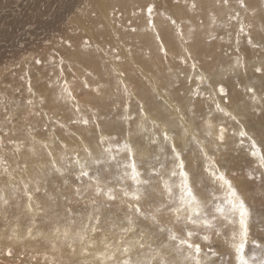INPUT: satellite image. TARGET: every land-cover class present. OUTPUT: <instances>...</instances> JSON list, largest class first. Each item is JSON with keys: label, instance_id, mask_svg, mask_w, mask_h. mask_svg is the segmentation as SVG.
Instances as JSON below:
<instances>
[{"label": "rangeland", "instance_id": "374dc122", "mask_svg": "<svg viewBox=\"0 0 264 264\" xmlns=\"http://www.w3.org/2000/svg\"><path fill=\"white\" fill-rule=\"evenodd\" d=\"M12 1L14 2L15 5L13 4V2L11 3L10 1L12 5L11 6L9 1H5L6 3L7 2L8 3L6 4V6L5 4L1 5V10L3 7H4L3 10H5L8 9L9 5L11 6L10 8H13L18 4L17 0H12ZM1 18L4 17L0 16V19ZM170 21H172L173 23V19L170 18ZM227 25L229 26L227 27ZM241 26L245 27V33L250 34V38L253 40L254 43L264 45V41H263L264 34L262 32H255L253 35V33L251 32L252 27L250 25H247V23H245L244 20L242 21L239 19L238 22L236 18L231 19V21L229 20L227 21L226 19H224L223 21L217 23L215 29L212 30L213 33H210L207 39H205V41L202 43L203 45H200L198 47L196 44L195 45L193 44V38L195 37L189 36L186 33H184L182 31L183 30L182 27L179 28L180 29L179 32L183 34V35L179 34L181 36L180 37L182 41L181 44L179 39L178 40L176 38L172 39L173 36H175L176 34L171 31L172 33L170 32V40H174L177 44H179L178 49L180 48V51L182 50V52L179 51L177 55H174L175 61L179 62L180 68L184 66L183 67L184 69L183 68H181L183 70H181L180 68L178 70L170 69L169 63L172 62L170 58L171 57L170 53L174 54L173 52L174 49L171 50V46H170L171 52L168 51L169 49H167L168 47L166 42L164 43L163 39H159V43H160L159 45L163 44L165 46H163V51L160 48V54L158 58H156L155 60L162 62L163 61L162 59H164V63L168 64V66L166 67V65L162 62L161 63L162 65L161 64L158 65V68L159 67L160 68L154 70L156 72L151 71L150 68H148L147 71H145L143 68L135 69L136 75L138 76L143 75L140 77H144V78L151 77L146 74L147 73H150L151 75L153 74L152 82H148V80L147 81L145 80L146 84L151 83L153 86L151 85L152 88H148L144 82L143 84L145 85L139 86L138 91H132L134 92V95L127 96V94L125 95V93H123L124 87L127 86V89L130 88L129 90H132L133 87L132 86L129 87L130 80L127 79L128 77H124L122 75L123 74L122 71L114 70L113 73L110 74L111 76L107 77L108 73L105 72L103 73L102 71L97 72L92 67L88 66L87 64L86 67L82 63V67L85 68L81 78L84 81L87 80L86 81L87 86L84 88L83 87L80 88V92L77 95V99L79 97L78 104L74 103L72 104V106L70 105V107H67L66 112L63 111L64 109H62V111L61 109L53 110L55 109L54 108L55 106L54 107L49 106L46 102H45L46 104L45 103L42 104V106H44L45 109L40 113L39 112L33 113V109L29 108V111L24 117L25 121L29 116L33 118L34 117L33 115H35L37 119L41 120L42 119L41 115H43V117H46V115L56 112V116L53 121L47 123V121L43 119L41 122H39V124L32 125L30 128H26V124H24L23 122L21 123L18 122L17 120L15 121V123L20 124L21 127L20 129L21 131L17 135L19 136L18 138L25 139V144L23 145L21 143L18 144L20 145L19 150L23 151V146L24 148L25 147L27 148L29 147V145H32L33 144L32 141H34V138L35 141L36 139L39 140L40 144L43 141L40 146L35 145L38 144V141L37 143H34V145L38 147L39 149L38 152L40 151L39 154L42 157V159L38 161H36L37 160L36 159L35 160L36 162L32 163L33 165L32 167L34 171L32 174L28 176L24 177L23 175V168H24L23 166L25 165H22L21 163H17L13 161V159L9 158V156L18 155L17 153L19 152V151L18 152L15 151V148L18 145H14L13 143L15 142H13L12 140H8V138L6 139V137H9V139H11L9 136V134H11L9 131L10 128L9 127H5L6 129L0 128V137H1L0 140L4 142L3 147L0 148V157L4 158V160L6 161V166L8 168V172L5 173V171L3 170L4 167L0 166V176L1 174L8 175L10 173V176H12L10 179L17 181L14 182V184L13 183L10 184L9 181H7L6 184L0 182V202H1L0 203V233H1L0 238L1 237L4 238V235L6 237V231H10V234L12 235L15 232V235H13L12 237L18 236L19 233L22 232V234L25 235L26 237L34 239L35 243L37 242L36 243L37 246L33 245L35 251L38 252L44 251L43 253H45L44 254L45 256L52 255L55 252L58 253L56 255H61V253L64 254L63 247H67V241L65 243L63 235L58 236L56 234L55 229L59 228L61 233L64 231L65 228H68L72 232H76V231H80L84 226H87L89 224L87 217L88 215L92 214L94 211L93 199L95 198L97 200V203L102 206L103 224L101 231L97 233V246L98 247L101 246L99 249L102 250L103 245L99 243L102 237L107 236L108 242L115 244L119 241L120 236L123 234L121 232V228L127 226L126 221L124 220V215L126 211V205L124 201L129 200L132 194L140 195L143 198L142 203L144 204L145 208H148V207H154L157 204H159L161 200L160 194L163 193L164 194L163 200L169 205V207H165L163 209L164 211L163 215L157 214L160 220V226L172 227L170 217H174L177 215V213L175 212V209L177 207H181V212L178 213V215L181 216V224H182L184 216L191 213L187 206L180 205L181 192L179 185L181 182V177L178 174V170L176 176L171 175L172 171L174 170L172 163L171 145L174 143L177 145L178 149L183 150L181 155L182 158L185 160L187 166L186 170H188L190 173V179L193 173L195 174L196 182H195L194 191L197 194V200L199 204L198 211L200 212V216L199 217L193 216V218L201 221L200 224L195 226L197 228L198 236H202L204 234L213 235V233L215 232L224 234L221 235L220 237L213 236V240H214L213 247L219 252H225L226 250L230 249V245L232 243L233 232L230 230V225L228 223L231 217L227 215H221L217 211V207L224 208L225 213L227 214V210L229 208L227 202V198H228L227 186L224 185L223 182L212 178L209 172L205 171V169H207V165L209 162H217V168L219 169V172H223L226 176V179H228L233 184V186L238 190V192L242 194L251 212L250 238H249V244L246 247L245 258L250 261V264H261V261H264V178H262V173H264V168L260 166L259 157L253 158L251 156L250 141H248L247 139L241 140L238 135L234 136L232 135V133L233 132L238 133L239 129L243 127L246 129V131L249 133L250 136L256 139L258 146L264 144V84L261 83L262 78L259 77L258 74L253 71L255 67L264 64L263 63L264 51H262L260 48H253L248 44L249 35H239V28ZM248 26L251 27V29ZM238 35L240 38V43L237 46L236 39ZM45 36H46L45 34L39 32L28 34L27 37H31L28 40L30 39L37 40L38 38L39 39L37 40V42L32 44V46L34 45L33 46L34 48L32 47L31 49H29L30 50V51L28 50L29 52L26 50L28 53H26L24 57H27V55L40 56L39 48L37 47L41 46L42 48H45L43 50L45 51V53L51 52L52 55L54 54V56L58 57L59 59L67 60L69 54L64 53L61 50V48L59 47L52 48L53 50L52 51L47 47V45L50 44V41L53 42L56 39L57 43L58 44L61 43V45H63L65 42L67 43L68 41V43L65 44L66 46L68 45L67 47L71 48L72 46H70L71 45L70 43H71V39L73 40V37L68 34L65 36L64 34L62 35L59 33V37L57 35L56 36L53 35L52 37H49L48 40L47 38H45ZM67 37L69 38V40ZM211 44H220L225 47L229 46L230 48L229 47L228 48L232 51L230 54L233 55L234 53H238L237 59L241 60L239 61L242 65L241 66L242 68L239 67L240 68L239 69L238 67H236L237 60H235L236 62H232L228 58L222 57L220 60L221 63H219L218 60L215 59L214 56L215 54L213 51L207 52L206 50H202L204 46H208ZM183 46L185 47L182 48ZM187 46L189 48H187ZM190 47L192 51L191 53H190ZM246 48L248 50L250 49L249 51H251L252 53H256V55H251L250 60H248V57L245 56L248 62H244L245 60L241 55L242 51ZM57 49L58 51L55 52V50ZM71 49L73 50L74 48ZM165 51L167 52V56L164 55ZM58 53H61V55ZM116 53L118 54L119 52L117 51ZM240 55L242 59L241 57H239ZM113 56H115V54H113ZM14 57L17 58L16 55H13L8 52L2 53L0 55V64L2 63L0 65L1 67L0 72L5 71L6 73L11 70L9 72L11 73V72H15V69L17 68V70H20L21 72L24 73L23 77L22 75L16 76V78H14V81L12 79V81L8 80L6 82L4 81L5 80L4 78L3 81L5 83L3 84V86L1 84L2 86L0 87L1 89L4 88L5 90L4 85H6V88L8 89H6L5 91L3 90L4 93H1L0 90V98L1 100L3 99L2 101L0 100V104H1L0 122H2L1 119H4L3 116H5L6 113L5 110L10 111V107H12L13 104V99L15 100L16 98L17 100H22V102L30 101V103H32L30 99L31 97H33V94L29 91V88L32 89V86H34L35 78L37 80L38 79L40 80V77H38L39 76L38 74H42L41 73L42 70L40 68L45 69L44 68L46 67L45 64H47V67L50 68L49 67L50 63L48 64V62H51L50 59L42 60L43 62L46 61V63L44 62V64L39 59V61L41 62L40 63L41 67L39 63H35L33 67L36 65L35 66L36 73L34 74V76L30 77L27 74L29 73L27 72L28 69L25 71V68L23 67V61H22L23 59L19 58V60L21 61H19L18 59L17 61L16 60L14 61ZM132 57L133 56L130 54L128 58L133 59ZM222 59L224 60L222 61ZM187 60L190 61L189 62L190 64L188 63ZM251 60H253L254 62L258 61L261 64L259 63L258 65L252 66L253 63ZM181 61H183V63ZM69 62L70 64L68 66L70 65L71 66L70 69L67 66L66 71L68 73L71 72L70 74L72 75L73 73L74 74L77 73V72L75 73V70L77 71V69L79 72V68L76 69V67L78 66H76L75 62L73 60ZM180 62L182 63V65L180 64ZM199 63H200L199 66L201 67L203 66L202 67L203 69L198 66ZM222 63L223 64L225 63L227 67H229L230 65L231 66L229 67L230 68L229 70L226 69V74L223 73L222 75L219 76L220 67L225 66L222 65ZM3 64L5 66H2ZM184 64L186 65V67ZM193 64H196L197 68H195V70L192 69L191 65ZM162 66L163 68H165V70L162 68ZM175 66H173V68H175ZM217 68L219 69L217 70ZM191 70H193V72L195 71L194 75H196L195 73H197L196 77L198 79L200 76H202L201 74H203V76L206 79H204L203 82H201L200 80H199L200 82L197 80L198 83L195 82V80H193L192 78L190 79V77H192L190 75ZM91 71H93L94 73H91ZM197 71L198 72L201 71V73L200 72L198 73ZM182 72H184V75L187 78L183 75ZM244 72L246 77L244 76ZM176 73H179L180 75ZM102 74L105 75L103 76ZM156 74H158L159 76ZM166 77L169 79V81H167L168 79ZM213 77L215 79H218L216 81L219 82L214 81ZM30 78L32 79L33 82L29 80ZM76 78L74 77L72 78L73 80L70 81L69 87H67L70 88L67 89L68 91L72 89L73 84L76 82V81L74 82ZM90 78H91V83H90ZM185 78L187 79V82ZM96 79H99L100 81H102L101 79H103L102 81L103 83L105 81L107 82V80L109 79L108 81L110 83L113 82L112 83L113 89H116L118 86V88L116 89L118 91L115 90V93L117 94L113 92L112 95H108V96L103 95L102 96L103 99L99 103L100 100L97 99L98 100L97 101L95 99L98 94L99 95L103 94V88L101 87L100 83L99 84L97 83ZM19 81H20V85L18 84ZM12 82L15 84H13ZM209 85H212V87H209ZM220 85H223L228 92L227 104L224 103V98H221L218 92L216 91V89ZM11 86L14 89H12ZM141 87L142 89H139ZM248 87H253L254 93L248 92L246 90ZM97 88H99V92L96 91ZM212 88L213 90H210ZM21 89L25 92V96L22 99H20L19 97L20 93L23 92ZM145 89L148 91H145ZM149 89L153 91L154 95L150 93ZM38 90L39 89H36L35 91ZM196 90L200 91L201 97L194 96ZM6 91H7V95H6ZM184 92H186L185 95ZM147 94L149 99L147 98ZM151 95H153V97ZM115 96L118 97L116 98ZM155 97L156 99H154ZM114 98H116V100ZM10 100L12 101V104ZM58 100L60 102V99L57 98V102ZM121 101L125 102L124 106L128 108V112H125L122 107H117V105L121 104ZM146 101H148L147 102L148 104H146ZM149 101L151 103H149ZM193 101L195 106L194 111H189L188 109H190L193 106ZM213 101L219 103L221 108L224 109L225 112L231 113L233 116H236L237 119L240 121V124L237 125L229 116H226L224 115L223 112L218 111ZM204 102H206V104ZM140 104H144L148 116H150L151 118L154 116L152 118L154 122H150L149 126L147 125V128L145 130L143 128L138 127L137 123H133L130 120L125 121L124 119V117L128 115L129 112L132 113L131 115L133 117L137 116V111L139 109L138 106ZM172 105L174 106L175 111L173 110ZM200 105L202 109L200 108ZM203 105H205L206 107H208L209 105V107L206 108ZM96 106L99 108L98 113L95 111L92 112L91 110L92 107H96ZM109 106L111 109L109 108ZM83 107L88 108V110L82 111ZM167 107L168 109L170 108L175 114H172L171 113L172 111H170V115H169L170 109L168 110ZM77 108L81 112L76 111ZM153 109L155 110L152 111ZM166 109L168 111H166ZM176 109H179V111H177ZM163 112H168V116L166 117L165 115H163ZM19 113L22 115L23 110L20 109ZM93 114H98L99 116L105 118L99 121L101 127L103 128L106 138V143L104 145H98V139L101 133L100 131H98L97 133L98 129L95 127L93 123H90L89 125L86 126L82 122H79L81 118L91 120L93 118ZM21 117L22 116H20V118ZM64 117L65 119L67 117V119L65 120ZM36 118L34 119L36 120ZM182 122H184L185 124ZM209 124L212 125L211 138L208 135V132L210 130L208 127ZM221 124H223L228 129V133L226 135V141L223 145H220L218 141L214 140V137L218 135L219 126ZM61 125H64V127H61ZM156 125H159L160 128H157ZM167 127H168L167 129L168 134L170 137H173V139L165 143L163 141V135L160 129ZM135 130L138 132H136ZM38 131H40V133ZM32 132L33 134H31ZM1 134L3 135V137ZM61 134L62 136L60 137ZM81 134L83 136L80 137ZM108 134H111V136H109ZM132 135H134V137ZM154 140L156 141V143L152 142ZM68 141L73 142L72 144H76L77 141V143L82 146L81 152L71 151L72 150L71 144ZM126 142L130 146H133L136 149L135 158L138 164V171L140 172V176L138 177L140 183H135L131 180V169L125 166L128 163V160L126 158V153L119 150L123 147L124 143ZM7 144L9 148L6 146ZM45 144H48L47 148L43 147V145ZM85 147L89 148V150L93 152L94 156H100L102 162L93 163L89 159L87 154L83 152L84 151L83 149ZM107 147H110L112 149V155L116 157L115 161L109 160L107 158V155L101 156L102 148H107ZM49 152L53 154L52 156H50L51 158L48 157ZM261 154H264V149H262ZM77 157L80 159L81 163L85 164V169L89 172L88 177L77 179V176L79 175L80 172L79 166L75 164V159ZM54 161H55V167H53ZM20 166L22 169L20 168ZM57 168L60 169V171H56ZM219 172L217 173V175H219ZM145 181H150V182L145 183ZM165 182H167L169 188L171 189V197L168 196V189H166L164 186ZM25 185H27V188L29 189V194L33 196V200L31 201L32 204L31 211L27 209V205L29 201L27 200V196L24 194L23 189H25L24 187ZM37 188L39 189V191H37ZM97 190L99 191V196H97ZM10 191L11 192L13 191V193H11ZM109 191H112V193L116 195L117 199L115 202H109L107 200L106 194ZM124 191H127L129 193V196L127 198H123ZM204 220L210 221L211 227L205 225L203 223ZM139 223L141 226L145 227L146 231L150 233H155L154 236L149 235L145 238L144 242L146 245V250L149 252L155 250L162 252V254H166L165 250L162 249L161 242L164 243L168 242L166 239L167 233L161 234L158 232V230L155 227H151L150 225H144L143 221H140ZM113 225H115V227H113ZM29 231H31V236H29ZM89 235H91L90 232ZM9 236L10 235H8V237ZM125 238L128 240H135L139 238V235L129 233L125 235ZM57 240L59 241V243H57ZM236 242H238V238ZM255 244H258L259 247L254 246ZM78 246L79 245L77 244L76 247ZM60 249L63 251H61ZM34 254L38 256L36 252H34ZM253 257L255 259H253ZM134 258H135V253H134ZM168 258L172 259V257L170 256ZM226 258L230 259V257H226ZM54 259H52V261Z\"/></svg>", "mask_w": 264, "mask_h": 264}, {"label": "bare ground", "instance_id": "6f19581e", "mask_svg": "<svg viewBox=\"0 0 264 264\" xmlns=\"http://www.w3.org/2000/svg\"><path fill=\"white\" fill-rule=\"evenodd\" d=\"M5 1H9V3H10V1H11V3L13 2L12 0H0V16L4 17V18L0 19V55L2 53L8 52V53H11V54L17 56V58L14 57V61L15 60L17 61V59L19 60V58H22L23 59L22 60L23 61V67L25 68V71L28 69L27 72H29V73H27V74L30 77L34 76V74L36 73V70H35L36 65L34 67H33V65L36 63L37 60H39V59L41 61L42 60H48V59L51 60V62H48V64L50 63L49 64L50 68L47 67V64H45L46 65V67H44L45 69L40 68L42 70V72H41L42 74H38L39 75L38 77H40V80L39 79L37 80L35 78V84H34V86H32V89L30 91L33 94V97H31V99H30L32 101V103H30V101H25V102L23 101L22 102V100H17L15 98V100L13 99V104H12V101L10 100L12 107H10V111L5 110L6 113H5V116H3L4 119H1L2 122H0V128H5V127L10 128L9 131L11 134H9V136L11 139H9V137H6V139L8 138V140H12L13 142H15V143H13L14 145H18L20 143L22 145L25 144V139L24 138L19 139L18 138L19 136H17L18 133L21 131L20 130L21 127H20V124L15 123L16 120L18 122H21V123L23 122L24 124H26V128H30L32 125L39 124V122H41L43 119L46 120L47 123L50 121H53L55 116H56V112L50 113V114L46 115V117H43V115H41L42 119L40 120V119H37L35 115H33L34 116L33 118H31L29 116L30 118L28 117L27 120L25 121L24 117L26 116L27 112L29 111V108L33 109V113H37V112L40 113L41 111H44L45 108H44V106H42V104L46 102L49 106H53V107L55 106L54 107L55 109H53V110H56V109L60 110L61 109V111H62V109H64L63 111L66 112L67 107H70V105L72 106V104H74V103H76V104L79 103V101H78L79 97L77 99V95L80 92V88L86 87L85 84L87 85V83H86L87 80L84 81L81 78L82 73H83L84 68H85V67L84 68L82 67V63L85 66L87 64L88 66L95 69L97 72L102 71L103 73L104 72L108 73L107 77L111 76L110 74L113 73L114 70L122 71L123 72L122 75L124 77H128L127 79L130 80L129 81V87L130 86L133 87L132 90H129L130 88L128 89L127 96H129V95H134V92H132V91H138L139 86H144L146 84L145 80L146 81L148 80V82H152V80H153V78H152L153 74L152 75L150 73L146 74V75H149L151 77H145V78L140 77L143 75H139V76L136 75L135 69L143 68L145 71H147V69L150 68L151 71H154L158 68L159 64H161L162 62L164 63V59H162L163 60L162 62L155 60L156 58H158V56L160 54L159 39H163L164 43L166 42L167 47H168L167 49H169L168 51H170V46H171V50L174 49V51H173L174 54L170 53L171 54L170 58L172 61L171 63H169L170 69H174V70L177 69L178 70L180 68L179 62L175 61V57H174V55H177L179 53L180 48L178 49L179 44H177L174 40H170V32L171 31L176 34L175 36H173L172 39H174V38H176L177 40L179 39L180 44H181L182 41L180 38L181 36L179 34H181V35H183V34L179 32L180 31L179 28L182 27L183 28L182 31L184 33H186L189 36L195 37V38H193V44L194 45L196 44L198 47L200 45H203L202 43L205 41V39H207V37L210 33H213L212 30L215 29L217 23L223 21L224 19H226L228 21L229 15H233V19H234L235 18L234 14L236 12H239V19L242 21L244 20L245 23H247V25H250L252 27V29H251V27L248 26L252 30L251 32L253 33V35L255 32H262L264 34V0H246V4L248 6L247 11H245L243 9H239V7L236 3V0H229V6L228 7H223L221 0H17L18 4L16 6H14L13 8H10L12 6L10 3L11 6L9 5L8 9L3 10L4 9V7H3L1 10V5L5 4V6H6V4L8 3V2L6 3ZM193 2H195L197 4V8L195 10H193L191 8V4ZM13 4H14V2H13ZM149 4L155 5V10L152 13L151 23H149V21H148V14H147V10H146V6ZM8 11H10V12H8ZM170 18L173 19V21H175L176 24H173L172 21H170ZM229 21H231V20H229ZM228 26L229 25H227V27ZM35 32L45 34L46 35L45 38H47V39L49 37H52L53 35H55V36L57 35L59 37V33L62 35L64 34L65 36L67 34L72 36L73 40L71 39V43H70L71 45L70 46H72L71 48H74L75 50L74 49L72 50L70 47H67L68 45L66 46L68 41H67V43L65 42L66 44L64 43L63 45H61V43L60 44L57 43L56 39L53 42L50 41V44L47 45V47L51 50H52V48L59 47V48H61V50L64 53L69 54V56L67 55L68 58H70L71 60H73L75 62L76 66H78V67H76V69L79 68V72H81V73L78 72V69H77V71L75 70V73L77 72L78 74L77 73L74 74L73 73L74 70H73L72 73L74 76L72 74H70L71 72L68 73L66 71V69H67V66L70 64L69 61H71V60L68 58H67V60L59 59L58 57L54 56V54L52 55L51 52L45 53V51H43L45 48H42L41 46L37 47V48H39V52H40L39 55L40 56H34V55L28 56L27 55V57H24V55L30 51L29 49H31L34 46V45L32 46V44L37 42V40L39 39L38 38L37 40L36 39L28 40L31 37H27V35L31 34V33H35ZM48 34H49V36H48ZM70 36H68V37H70ZM157 37H159V39H157ZM248 39H249V37H248ZM33 40H34V42H33ZM51 40H52V38H51ZM68 40H69V38H68ZM170 41H171V43H170ZM226 44H227V42H226ZM163 46H165V45H163ZM184 47L185 46H183L182 48H184ZM228 47L222 46L220 44H211L208 46H204L202 50H206L207 52L213 51L215 54L214 55L215 59H217L219 63H221L220 60L222 57H226L230 61L236 62L235 60H238L237 59L238 53H234L233 55L230 54L232 51L229 49L230 47L229 48ZM187 48H189V47L187 46ZM26 50L27 51L29 50V51L27 52ZM249 50L247 48L244 49L243 51L241 50L242 51L241 55L243 56V59L245 60L244 62H248V60L251 59V55H256V53H252ZM56 51H58V49L55 50V52ZM117 51L119 52L118 54L116 53ZM180 52H182V50ZM191 52L192 51H191V47H190V53ZM58 54L61 55V53H58ZM113 54H115V56H113ZM130 54L133 56L132 57L133 59L128 58ZM199 54H201V53H199ZM241 55L239 57H241ZM245 56L248 57V60H246ZM28 57H30V58H28ZM61 58H62V56H61ZM191 58H192V56H191ZM241 59H242V57H241ZM223 60L224 59H222V61ZM19 61H21V60H19ZM251 61L253 63L252 66L258 65L260 63L258 61H255V62L253 60H251ZM44 62L46 63V61H44ZM44 62H43V64H44ZM189 62L190 61H188V63ZM12 63H14V62H12ZM40 63H39V65H40ZM263 63H264V61H263ZM8 64H10V63H8ZM75 64H72V65H75ZM180 64L182 65L181 62H180ZM165 65H166V67L168 66V64H165ZM199 65H200V63L198 64V66ZM222 65H225V63L224 64L222 63ZM2 66H5V65L3 64ZM70 66H68L69 69H70ZM173 66H175V68H173ZM211 66H212V64H211ZM40 67H41V65H40ZM183 67H181V68H183ZM185 67H186V65H185ZM199 67H201V66H199ZM229 67H227L226 65L220 67L219 76L222 75L223 73L226 74V69L229 70L230 69ZM162 68H163V66H162ZM163 69L165 70V68H163ZM183 69H181V70H183ZM218 69L219 68H217V70ZM12 70H14V69H12ZM87 70H88V68H87ZM96 71H95V73H96ZM191 71H190V75L192 77H190V79L192 78L193 80H195V82L198 83V81L200 79H198L196 77L197 73H195L196 75H194L195 71L194 72H193V70H191ZM201 71H199V72L201 73ZM9 72H6V73H5V71L0 72V87L3 86V84L5 83L4 81H6V82L8 80L12 81V79L14 81V78H16V76L22 75V77H23V74H24L20 70H17V68L15 69V72H11V73H9ZM85 72H86V70H85ZM154 72H156V71H154ZM217 72H215V73H217ZM91 73H94V72L91 71ZM182 73L184 75V72H182ZM176 74H179V73H176ZM156 75H158V74H156ZM187 75H188V73H187ZM201 75L203 76V74H201ZM208 75H209V73H208ZM112 76H113V74H112ZM244 76H245V72H244ZM74 77L75 78L77 77L76 80H74V82L75 81L76 82L73 84L72 89L69 90L71 93V95L69 96V94H68L69 91L68 90L64 91V89H65V87H69L70 81H72L73 80L72 78H74ZM167 77H168V75H167ZM216 77H218V76H216ZM4 78H5V80H4ZM91 78H90V83H91ZM137 78H139V79H137ZM186 78H185V80L187 82ZM29 80L31 82H33L31 78ZM93 80H95V79H93ZM96 80H97V83L98 84L100 83L101 87L103 88V94L102 95L98 94L96 96V99H95V100H97V99L100 100L99 103L103 99L102 98L103 95H107V96L112 95V93L113 92L115 93V90L118 88V86H117V88L115 87L116 89H113V85H112L113 82L112 81H111L112 83H110L107 80V82L105 81L103 83L102 82L103 79H101L102 81H100L99 79H96ZM216 80H218V79L214 78V81H216ZM20 81L18 83L19 85H20ZM167 81H169V79ZM26 82H27V80H26ZM92 82H94V81H92ZM144 82H145V84H143ZM216 82H219V81H216ZM204 83H206V82H204ZM1 84H2V86H1ZM13 84H15V83H13ZM9 85H11V84H9ZM151 85H152L151 83L146 84V86L148 88H152L153 85L152 86ZM4 87H5V90L8 89V88H6V85H4ZM11 88H12V86H11ZM125 88H127V86L124 87V89ZM148 88H146V89H148ZM213 88L210 90H213ZM12 89H14V88H12ZM36 89H39V90L35 91ZM67 89H70V88H67ZM139 89H142V87ZM146 89H145V91H148ZM154 89H156V88H154ZM0 90H1V93H4L3 92L4 88H2V89L0 88ZM25 91H26V88H25ZM116 91H118V90H116ZM149 91L151 94H153V91H151L150 89H149ZM185 93L186 92H184V95H185ZM15 94H18V93H15ZM115 94H117V93H115ZM148 94H147V98H148ZM171 94H172V92H171ZM6 95H7V91H6ZM29 95H30V93H29ZM153 95H151V96L153 97ZM24 96H25V92L23 91L20 93L19 97H20V99H22V98H24ZM188 96H190V95H188ZM119 97H120V95H119ZM57 98L60 99V102H59V100L57 102ZM93 98H95V97H93ZM116 98H114V99L116 100ZM154 99H156V97ZM0 100H1V98H0ZM132 100H134V99H132ZM150 100H152V99H150ZM192 100H193V98H192ZM147 102L148 101H146V104H148ZM153 102H155V101H153ZM195 102H198V101H195ZM149 103H151V102L149 101ZM200 103H203V102H200ZM204 103L206 104V102H204ZM203 106H205V105H203ZM98 107H99V105H98ZM98 107L97 106L92 107L91 108L92 112L95 111L98 113V110H99ZM172 107L174 110L175 108L173 105H172ZM208 107H209V105H208ZM208 107H206V108H208ZM109 108H110V106H109ZM138 108H139V106H138ZM153 108H154V106H153ZM179 108H180V106H179ZM200 108L202 109L201 105H200ZM20 109L23 110L22 115L19 113ZM167 109H168V107H167ZM167 109H166V111H168L170 108L168 110ZM84 110H88V108L83 107L82 111H84ZM154 110L155 109H153L152 111H154ZM156 110H158V109H156ZM164 110H165V108H164ZM105 111H106V108H105ZM170 111H172V110L171 109L169 110V115H170ZM79 112H81V111H79ZM110 112H112V111H110ZM184 112H185V110H184ZM171 113L175 114V113H173V111ZM81 114H83V113H81ZM70 115H72V114H70ZM163 115H165L167 117L168 112H163ZM20 116H22V117L20 118ZM61 116H62V114H61ZM198 116H199V114H198ZM34 118H36V120ZM152 118L150 116H148V121L142 127L144 130L147 128V125L149 126L150 122H154V120ZM64 119H65V117H64ZM66 119H67V117H66ZM170 119H172V118H170ZM174 119H175V117H174ZM202 121H203V118H202ZM55 122H57V121H55ZM182 123H184V122H182ZM49 125H51V124H49ZM182 128H183V126H182ZM190 128H191V126H190ZM38 129H40V128H38ZM167 129H168V127H167ZM98 131L99 130H97V133H98ZM38 132L40 133V131H38ZM136 132H138V131H136ZM22 133H24V132H22ZM190 133H192V132H190ZM31 134H33V132ZM84 135H85V133H84ZM144 135H145V133H144ZM61 136H62V134L60 135V137ZM81 136H83V135L81 134L80 137ZM132 136L134 137V135H132ZM2 137H3V135H2ZM36 137H37V135H36ZM28 138H30V137H28ZM54 138H52V139H54ZM74 139H76V138H74ZM34 140H35V138H34ZM56 140H57V138H56ZM37 141H38V144H35V145H38V146H40L43 142L42 141L40 144L39 140L36 139V143H37ZM68 142H70V141H68ZM32 143H33V141H32ZM72 143L73 142H70L71 148H72L71 151L81 152L82 146L80 144H78L77 141H76V144H72ZM8 144L6 146L9 148ZM35 145L33 143L32 145H29V147H27V148L26 147L24 148V146H23V151L19 150V152L17 153L18 155L9 156V158L13 159V161H15L17 163H21L22 165H25V166H23L24 167L23 168L24 177L33 173L34 170L32 167L33 166L32 163L42 159V157L39 154L40 151L38 152L39 149ZM18 146H20V145H18ZM59 146H60V144H59ZM20 148H22V147H20ZM24 150H27V151H24ZM9 152H10V150H9ZM48 157H50V156H48ZM21 161H23V162H21ZM20 168H21V166H20ZM3 170H4V168H3ZM9 174L8 175H6V174L2 175L1 174L0 182H3V184H6L7 181H9L10 184H12V183L14 184V182H17L16 180L14 181L13 179H10L12 176H10ZM25 180H27V179H25ZM21 181H23V180H21ZM11 193H13V191ZM0 235H1V233H0ZM8 235H10L9 236L10 238L8 237ZM12 236L13 235L10 234V231H6V237L4 235V238H2V237L0 238V264H83V261H85V260H88L90 262V264H97V262L94 260L93 256L90 255L88 257H84L80 253V246L77 247L76 253H72L68 247H63V250H64L63 253L64 254L61 253V255H56L58 253L55 252L52 255L46 254L47 256H45L44 255L45 253H43L44 251L38 252V251L34 250L33 245L37 246V244H36L37 242L35 243L34 239L26 237L25 235L22 234V232H20L18 236H14V237H12ZM57 243H59L58 240H57ZM65 243H66V241H65ZM100 247L97 246V249H93L92 251L95 252L97 250H101V249H99ZM8 248H11L13 251V255L11 257L6 255V250ZM63 250H61V251H63ZM102 250H103V248H102ZM34 252H36V254H38V256H36L34 254ZM45 257H48L49 259L46 260ZM52 259H54V260L52 261Z\"/></svg>", "mask_w": 264, "mask_h": 264}, {"label": "snow or ice", "instance_id": "6c2138e0", "mask_svg": "<svg viewBox=\"0 0 264 264\" xmlns=\"http://www.w3.org/2000/svg\"><path fill=\"white\" fill-rule=\"evenodd\" d=\"M221 3L223 7L229 6V0H221ZM236 3L239 9H243L245 11L248 10L246 0H236ZM191 8L195 10L197 8V4L193 2L191 4ZM146 10L148 14V21L151 23L152 13L155 10V5H147ZM234 15L239 22V12H236ZM228 19H233V15H229ZM173 24H175V21H173ZM239 35H249L248 44L253 48H260L262 51H264V45L254 43L250 38V34L245 33L244 26L239 28ZM239 35L236 39L237 46L240 43ZM157 39H159V37H157ZM160 48L163 51V44L160 45ZM164 55L167 56L166 51L164 52ZM181 62L183 63V61ZM36 63H40V61L37 60ZM241 66L242 65L238 59L236 67L239 68ZM195 68L196 65L193 64L192 69L195 70ZM254 72L262 78L261 83L264 84V64L255 67ZM199 79L201 82H203L205 77L200 76ZM85 86L87 85L85 84ZM209 87H212V85H209ZM246 90L250 93H254L253 87H248ZM29 91H31V88H29ZM64 91H67V87H65ZM96 91L99 92V88H97ZM216 91L221 98H224V103L227 104L228 92L226 88L223 85H220ZM124 93L128 94L127 88L124 89ZM68 94L69 96L71 95L70 92ZM194 96L200 97V91L196 90ZM213 102L215 103V107L218 111L223 112L226 116H229L237 125L240 124V121L236 116L225 112L219 103H216L215 101ZM117 107H122L125 112H128V108L124 106L123 101H121V104L117 105ZM77 111H79L78 108ZM177 111H179V109H177ZM189 111H194V101L193 106L189 109ZM103 119L105 118L99 116L98 114H93V118L91 120L81 118L79 121L86 126L90 123H93L100 131L101 134L98 139V145H104L106 143L103 128L99 123V121ZM124 119L125 121L130 120L133 123H137L138 127L142 128L148 121L147 110L145 109L144 104L139 105L137 116L133 117L129 112L128 115L124 117ZM61 127H64V125H61ZM156 127L160 128L159 125H156ZM208 127L210 129L208 135L211 138L212 125L209 124ZM160 131L162 132L163 141L165 143L173 139V137L169 136L167 128L160 129ZM227 133L228 129L223 124H221L219 126L218 135L214 137V140L218 141L220 145H223L226 141ZM108 135L111 136V134ZM232 135H238L241 140L247 139L250 141L251 156L253 158L259 157L260 166L264 168V154H261L262 149H264V144L258 146L256 139L250 136L243 127L239 129L238 133L233 132ZM152 142L156 143L155 140ZM3 143L4 142L0 140V148L3 147ZM33 143H36V141L34 140ZM43 147L46 148L48 145L45 144ZM83 150L93 163L102 162L100 156H94L93 152L90 151L89 148L85 147ZM119 150L126 153L128 163L125 166L131 169V180L135 183H140L138 180L140 172L138 171V164L135 158L136 149L126 142ZM15 151H19V146L15 148ZM182 151V149H178L176 144L173 143L171 145L172 163L174 168L171 175L176 176L178 170V174L181 177V182L179 185L181 192L180 205L187 206L191 213L184 216L182 224L181 216L178 215V213L181 212V207H177L175 209L177 215L170 217L172 227L160 226V220L157 214L163 215V209L165 207H169V205L163 200V193L160 194L161 200L159 204L148 208H145L144 204L142 203L143 198L140 195L132 194L129 200L124 201L126 205L124 220L126 221L127 226L121 228V232L123 234L120 236V239L117 243H109L108 237L104 236L99 241V243L103 245V250H97L95 252L92 251L93 249H97V233L101 231L103 224L102 206L97 203L95 198L93 199L94 211L87 217L89 221L87 226H84L80 231L76 232H72L68 228H65L62 233L59 228H56V234L58 236L63 235L64 240L67 241V247L72 253H76V245L78 244L80 246V253L84 257H88L90 255L93 256L97 264H250V261L245 258V251L247 245L249 244L250 238L251 212L242 194L238 192V190L228 179H226V176L223 172H219V169L217 168V162H209L205 171H208L212 178L223 182V184L227 186V202L229 205L227 214L225 213L224 208L217 207V211L221 215H227L231 217L228 223L230 225V230L233 232L232 243L230 245V249L226 250L225 252H219L213 247V236L220 237L224 234L215 232L213 235L204 234L202 236H198L197 228L195 226L200 224L201 221L193 218V216H200V212L198 211L199 204L197 200V194L194 191L196 179L194 173L190 179V173L188 170H186L187 166L181 155ZM48 155L52 156L53 154L49 152ZM103 155H107L109 160H116V157L112 155V149L110 147L102 148L101 156ZM75 164L80 168L77 179L89 176V172L85 169V164L81 163L78 157L75 159ZM0 166L4 167V171L6 173L8 172L6 161L3 159V157H0ZM53 167H55V161L53 162ZM56 171H60V169L57 168ZM218 172L219 175H217ZM262 178H264V173H262ZM149 182L150 181H145V183ZM164 186L166 189H168V196L171 197V189L169 188L167 182H165ZM37 191H39L38 188ZM24 194L27 196V200L29 201L27 209L31 211V201L33 200V196L29 194L27 185H25ZM106 195L109 202H115L117 199L116 195H114L112 191H109ZM97 196H99L98 190ZM128 196L129 193L124 191L123 198H127ZM140 221H143L144 225L155 227L161 234L167 233L166 239L168 242H161L162 249L165 250L166 254H162L160 251L152 250L149 252L146 250V245L144 242L145 238L149 235L154 236L155 233L146 231L145 227L140 225ZM203 223L208 227H211L210 221L204 220ZM113 227H115V225H113ZM89 232L91 235H89ZM129 233L138 234L139 238L135 240H128L125 238V235ZM13 235H15V232ZM29 236H31V231H29ZM237 238L238 242H236ZM254 246L259 247L258 244H255ZM6 255L9 257L13 255L11 248L6 250ZM169 256L172 257V259H169ZM226 257H230V259ZM45 259L47 260L48 257H45ZM253 259L255 258L253 257ZM83 264H90V262L85 260L83 261ZM261 264H264V261H261Z\"/></svg>", "mask_w": 264, "mask_h": 264}]
</instances>
